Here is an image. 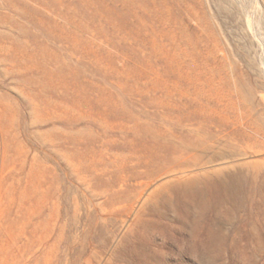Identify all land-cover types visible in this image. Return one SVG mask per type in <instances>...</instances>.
Instances as JSON below:
<instances>
[{
	"label": "rangeland",
	"instance_id": "obj_1",
	"mask_svg": "<svg viewBox=\"0 0 264 264\" xmlns=\"http://www.w3.org/2000/svg\"><path fill=\"white\" fill-rule=\"evenodd\" d=\"M0 264H264V0H0Z\"/></svg>",
	"mask_w": 264,
	"mask_h": 264
},
{
	"label": "bare ground",
	"instance_id": "obj_2",
	"mask_svg": "<svg viewBox=\"0 0 264 264\" xmlns=\"http://www.w3.org/2000/svg\"><path fill=\"white\" fill-rule=\"evenodd\" d=\"M106 9V8H105ZM11 47V46H10ZM21 47H20V45H17L14 49H10V51H8V49H9V46H7V47H5L4 49H3V53L7 56V57H9V58H11V59H14L15 58V60L16 59H21L22 61H23V59H24V57L29 61L30 60V58H29V56H30V54L28 53V52H26V51H23V50H21L20 49ZM31 57V56H30ZM20 60V61H21ZM21 61V62H22ZM50 73V72H49ZM48 73V74H49ZM28 96H30V95H28ZM6 148H8V149H12V153L10 154V156H11V160H13V159H17L18 157H17V155H16V147H14V142H13V139H11V137L9 136L8 138H7V142H6V144H5V149ZM226 166H219V167H217V168H213L212 167V170L214 171V172H216V171H221L223 168H225ZM207 172L208 171H206V170H203V171H190L189 173H187V172H180V174L176 177V179L177 180H179V181H181V182H183L185 185H187V184H192L193 183V181H195V180H198V179H201L202 177H204L206 174H207ZM202 180V179H201ZM188 186V185H187Z\"/></svg>",
	"mask_w": 264,
	"mask_h": 264
}]
</instances>
